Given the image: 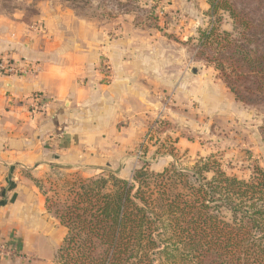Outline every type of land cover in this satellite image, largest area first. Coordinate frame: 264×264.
I'll use <instances>...</instances> for the list:
<instances>
[{
    "label": "trees",
    "instance_id": "trees-1",
    "mask_svg": "<svg viewBox=\"0 0 264 264\" xmlns=\"http://www.w3.org/2000/svg\"><path fill=\"white\" fill-rule=\"evenodd\" d=\"M208 2L211 20L193 39L195 56L214 67L236 100L264 106V0ZM222 13L232 30L221 28ZM34 180L66 229L55 264H264L259 165L240 178L211 155L191 167L172 162L154 171L145 164L131 178L110 172Z\"/></svg>",
    "mask_w": 264,
    "mask_h": 264
},
{
    "label": "crops",
    "instance_id": "crops-1",
    "mask_svg": "<svg viewBox=\"0 0 264 264\" xmlns=\"http://www.w3.org/2000/svg\"><path fill=\"white\" fill-rule=\"evenodd\" d=\"M14 1L12 8L0 9V56L25 59L36 69L22 77L0 75V239L5 242L21 221L43 208L27 173L40 177L57 165L101 164L107 134L117 138L123 120L145 122L155 104L154 88L168 74L156 63L157 53L142 51L141 40L151 34L127 24L123 37L106 45L101 28L69 7L43 5L35 22L26 17L23 3ZM102 50L114 65L108 81L96 69ZM35 93L46 103L32 113ZM54 249L46 257L52 262ZM0 264H9L6 255Z\"/></svg>",
    "mask_w": 264,
    "mask_h": 264
},
{
    "label": "rangeland",
    "instance_id": "rangeland-1",
    "mask_svg": "<svg viewBox=\"0 0 264 264\" xmlns=\"http://www.w3.org/2000/svg\"><path fill=\"white\" fill-rule=\"evenodd\" d=\"M19 1L25 4L21 7L26 17L35 22L43 5L57 10L73 9L101 28L106 45L123 37L127 24L145 36L151 34L152 38L141 40L142 51L157 53L156 63L168 71L154 88L155 104L144 117L145 122L130 124L123 120L118 124L121 133L117 138L107 134L101 164L80 168L57 165L40 177L28 172L34 183V178L45 181L50 175L54 180L61 179V183L78 174L89 177L111 172L131 178L145 164L154 171H161L172 162L191 167L199 158L211 155L227 173L240 178H249L255 165L264 169V106L256 108L236 100L214 67L195 56L193 39L200 28L210 24L209 0ZM14 2L0 1V9H10ZM221 28L232 30V19L227 13H222ZM104 59L112 66L110 79L100 71L99 64ZM100 62L96 69L102 79H113L114 65L107 50H102ZM131 125L134 130L128 131ZM37 189L42 199L41 212L21 221L8 242L0 239V258L6 255L9 264H55L46 257L51 249L61 245L66 229L48 213L46 196Z\"/></svg>",
    "mask_w": 264,
    "mask_h": 264
},
{
    "label": "built area",
    "instance_id": "built-area-1",
    "mask_svg": "<svg viewBox=\"0 0 264 264\" xmlns=\"http://www.w3.org/2000/svg\"><path fill=\"white\" fill-rule=\"evenodd\" d=\"M40 25H34L33 28L35 30H42L39 27ZM101 73L105 76V78L110 79L112 77L111 74V64L109 60H102L99 64ZM36 67L30 62L23 60H15L14 58L8 55L0 56V75L3 76H17L22 77L31 72H34ZM31 111L32 113H36L37 110L43 108L45 106V99L42 94L35 93L30 97Z\"/></svg>",
    "mask_w": 264,
    "mask_h": 264
}]
</instances>
